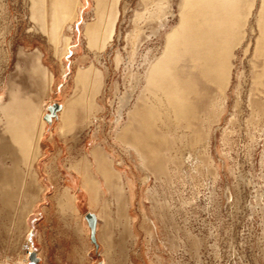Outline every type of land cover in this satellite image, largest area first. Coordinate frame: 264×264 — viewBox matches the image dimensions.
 I'll return each instance as SVG.
<instances>
[{"label": "bare ground", "instance_id": "6f19581e", "mask_svg": "<svg viewBox=\"0 0 264 264\" xmlns=\"http://www.w3.org/2000/svg\"><path fill=\"white\" fill-rule=\"evenodd\" d=\"M27 1L34 30L53 47L64 71L62 58L73 42V25L87 4L83 0ZM91 2L82 36L97 61L115 36L124 0ZM139 4L142 11L134 17H144V22L133 25L126 42L129 65L124 71L129 89L118 95L110 121L117 146L99 136L97 114L104 108L98 95L105 74L92 60L77 65L71 94L54 117L60 135H73L77 129L92 131L89 148L69 163L72 176L57 195L56 205L62 214L76 213L79 197L72 185H81L89 206L97 210L93 212L95 233L105 256L115 245L114 228L121 227L123 240H137L130 213L137 179L141 212L149 224L147 241L158 247L157 231L162 228L160 234L166 236L159 242L171 250L181 247L180 234L185 233L178 219L198 205L194 192L184 198L183 188L194 186L203 171L212 187L217 184L221 170L212 140L225 115L230 117L221 129L224 148L218 152L224 168L238 177L231 164L235 162L231 134L246 107L249 139L260 149L258 173L253 169L255 148L246 149L254 171L247 183H255L250 205L252 212L264 215V0H140ZM239 51L247 58L246 71L235 65ZM119 54L114 56L116 65L123 58ZM28 55L18 51L16 67L24 74L11 76L0 87V200L7 208L18 205V220L27 217L44 192L35 165L43 153L46 128L43 98L52 91L54 81L53 73L42 64L43 53L35 48ZM133 63L135 68L129 67ZM78 228L86 230L84 224ZM201 243L193 236L191 249L196 254ZM154 255L158 264L165 263L155 249Z\"/></svg>", "mask_w": 264, "mask_h": 264}, {"label": "rangeland", "instance_id": "374dc122", "mask_svg": "<svg viewBox=\"0 0 264 264\" xmlns=\"http://www.w3.org/2000/svg\"><path fill=\"white\" fill-rule=\"evenodd\" d=\"M83 1L87 5L81 12V18L73 25V42L62 58L64 66L62 71L61 62L54 57L53 47L46 38L34 30L35 22L30 20L28 1L0 0V87L7 83L11 76L15 78L24 74V71L16 67L18 51L22 49L31 56L30 53L38 48L43 53L42 64L54 75L52 91L43 98L46 113L47 106L54 102L63 104L70 96L71 77L77 65H86L92 60L95 65L97 64L96 66L102 68L105 74L104 85L100 90L101 95L100 93L98 95L104 108L97 114L99 136L108 144L115 145L112 140L110 121L112 112L117 108V98L129 89V80L124 71V68L129 65H127L126 54L129 46L126 42L133 25L137 22L136 24L141 26L144 22V17L140 19L134 17L136 11H142V7L139 4L140 0L139 2L138 0L122 2L121 21L118 20L116 25V37H113L111 44L95 61L93 54L87 51L82 36V24L87 14L91 12L92 2L91 0ZM65 33L70 34L69 31ZM117 52L123 57H120L123 65L120 62L116 65L114 61ZM136 59L140 60L139 57ZM134 63L129 67L135 68ZM235 65L239 70L242 67L244 71L248 70L247 58L245 59L242 55V51H239ZM23 79H25L24 76ZM249 112L247 107L242 109L240 121L236 123L234 132L231 134L230 153L235 161L231 164L235 166L238 177H232L228 173L218 152L224 148L220 141L221 129L230 117L225 115L218 123L212 140L213 156L220 164L221 170L217 184L212 187L211 179L206 177L204 171L194 186L185 184L184 198H190L194 192L198 205L190 208L188 212H183L178 219L183 227L181 233H185V235L180 234L181 247L176 251L161 244L159 241H163V237L166 236L160 234L162 228L157 231L158 247L147 241L146 232L149 230V224L141 212L140 179H137L136 195L130 210L135 221L134 231L137 234V240L133 242L129 237L123 240L121 227L114 228L115 245L108 256L103 255L104 246L98 240L97 232L95 233L96 244L90 239V229L85 214L95 213L97 210L89 206L80 184L73 182L72 185V191L79 197L78 212L62 214L56 205L57 195L68 184V177L72 176L68 171L69 163L71 159L80 157L81 153L89 148L92 131L84 129L79 132L77 129L73 135H60L56 118L52 117L49 123L44 120L46 128L41 143L43 153L35 165L38 172L37 179L43 186L44 192L34 203L27 217L21 220L17 219L18 205L8 204L7 208L5 202L0 200V264H158L154 249L164 258V264H264V215L260 212H252L250 203H254L255 183H247L251 172L254 173L253 169L256 173L259 172L256 161L259 159L260 152L259 146L253 145L254 142L249 139L250 136L244 124V118ZM250 145L255 148L253 159L255 166L252 170L246 150ZM192 155L195 156L194 152ZM214 194H216L215 197H213ZM146 204L148 205L147 202ZM34 218L37 220L35 221ZM83 224L86 230L81 231L78 226ZM193 236L202 240L197 254L191 249ZM33 252L36 258L31 260L30 256Z\"/></svg>", "mask_w": 264, "mask_h": 264}, {"label": "water", "instance_id": "95a60500", "mask_svg": "<svg viewBox=\"0 0 264 264\" xmlns=\"http://www.w3.org/2000/svg\"><path fill=\"white\" fill-rule=\"evenodd\" d=\"M60 108H61V104H59V103L54 102V103L50 104L47 107L48 112H46L44 114V119L49 123L52 117H56V112L58 110H60ZM85 219H86L87 224H88L89 229H90V239H91V241L94 242V244H96V241H95L96 217L92 212H87L85 214ZM34 258H36V257H35L34 252H33L30 256V259L34 260Z\"/></svg>", "mask_w": 264, "mask_h": 264}, {"label": "crops", "instance_id": "0c3cea01", "mask_svg": "<svg viewBox=\"0 0 264 264\" xmlns=\"http://www.w3.org/2000/svg\"><path fill=\"white\" fill-rule=\"evenodd\" d=\"M48 209V208H47ZM38 213H39V211H38ZM36 215H39V214H36ZM37 217V216H36ZM34 220L36 221L37 220V218H34ZM36 224V223H35Z\"/></svg>", "mask_w": 264, "mask_h": 264}]
</instances>
